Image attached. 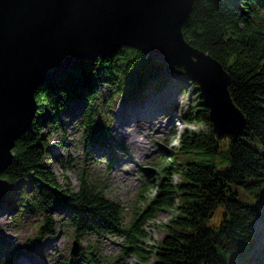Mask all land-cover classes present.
Listing matches in <instances>:
<instances>
[{
    "label": "trees",
    "instance_id": "obj_1",
    "mask_svg": "<svg viewBox=\"0 0 264 264\" xmlns=\"http://www.w3.org/2000/svg\"><path fill=\"white\" fill-rule=\"evenodd\" d=\"M182 32L190 45L218 60L228 72L232 98L246 118L241 134L234 139L216 136L197 87L196 110L186 119L204 129L183 133L173 154L158 165L154 196L124 224L120 202L86 177H80L77 188L59 181L48 162L53 156L42 122L53 118L60 125L61 111L69 110V102L80 101L85 143L110 147L114 136L100 118L99 85L116 87L123 100L143 99L183 68L131 46L74 64L37 87L36 116L16 139L12 160L0 174L9 191L19 180L31 183L33 204L49 213L41 228L43 236L63 225L62 219L53 217V210L62 209L68 212L66 225L72 226L78 241L87 231L121 232L123 251L143 264L263 263L264 256L254 251L253 227L264 197V0H194ZM164 209L175 214L163 225L165 236L149 243L146 223ZM86 254L85 264H108L94 247Z\"/></svg>",
    "mask_w": 264,
    "mask_h": 264
},
{
    "label": "water",
    "instance_id": "obj_2",
    "mask_svg": "<svg viewBox=\"0 0 264 264\" xmlns=\"http://www.w3.org/2000/svg\"><path fill=\"white\" fill-rule=\"evenodd\" d=\"M193 2L0 0V174L12 160L16 139L36 116L37 87L76 63L110 56L122 46L180 65L198 87L216 136H239L246 118L232 98L228 72L182 32ZM8 192L9 183L0 176V207ZM80 250L75 239L70 255L77 257Z\"/></svg>",
    "mask_w": 264,
    "mask_h": 264
},
{
    "label": "rangeland",
    "instance_id": "obj_3",
    "mask_svg": "<svg viewBox=\"0 0 264 264\" xmlns=\"http://www.w3.org/2000/svg\"><path fill=\"white\" fill-rule=\"evenodd\" d=\"M187 77L184 70H177L159 90L150 89L143 99L137 97L134 100H123L116 87L101 83L100 118L114 136L109 142L110 147L85 143L80 123L83 114L80 101L69 102V110L61 111L60 125L53 118L48 123L45 117L42 128L53 156L48 162L59 181L77 188L80 177H86L110 199L120 202L124 208V224H128L134 212L146 206V201L154 196L159 182L156 172L160 161L164 162L173 154L187 129H204V125L186 119L189 113L195 112L198 95L197 86L191 84ZM169 86L170 95H177L174 101L165 97ZM150 101L157 109L159 118L156 122L162 125V130L139 128L124 139L121 126L115 123L117 113L121 110L134 113ZM31 189L29 181H17L8 192L7 201L0 207V264H16L20 258L30 254L44 264H64L69 259H72L71 264H85L86 251L91 247L108 264H143L134 255L123 251L124 236L121 232L87 231L81 234L79 241L81 251L85 249V256L71 257L76 238L72 226L66 225L68 212L53 210V217L62 219L63 225L58 224L54 234L43 236L41 228L46 213H49L33 204ZM258 208L259 215L253 227L256 237L254 251L263 258L264 197L258 202ZM174 214L173 209L160 210L153 220L146 223L151 236L149 243L159 242L165 236L163 225Z\"/></svg>",
    "mask_w": 264,
    "mask_h": 264
},
{
    "label": "bare ground",
    "instance_id": "obj_4",
    "mask_svg": "<svg viewBox=\"0 0 264 264\" xmlns=\"http://www.w3.org/2000/svg\"><path fill=\"white\" fill-rule=\"evenodd\" d=\"M164 94L165 97L171 99L172 101H174L177 96L175 94L170 95V86L167 87ZM156 111L157 109L152 107V102L150 101L143 108H138V110L136 109L134 113L130 112V110L119 111L116 115L115 123L121 126L123 130L122 136L124 139H128L132 133L140 130L139 128H144L145 130H155L156 128V130L161 131L162 125L156 122L159 118ZM16 264H44V262L30 254L27 257L20 258Z\"/></svg>",
    "mask_w": 264,
    "mask_h": 264
}]
</instances>
